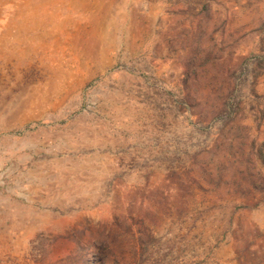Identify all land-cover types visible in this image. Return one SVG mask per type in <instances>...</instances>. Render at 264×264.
Segmentation results:
<instances>
[{"label": "rangeland", "instance_id": "1", "mask_svg": "<svg viewBox=\"0 0 264 264\" xmlns=\"http://www.w3.org/2000/svg\"><path fill=\"white\" fill-rule=\"evenodd\" d=\"M0 194V264H264V0H0Z\"/></svg>", "mask_w": 264, "mask_h": 264}, {"label": "crops", "instance_id": "2", "mask_svg": "<svg viewBox=\"0 0 264 264\" xmlns=\"http://www.w3.org/2000/svg\"><path fill=\"white\" fill-rule=\"evenodd\" d=\"M24 201L23 197L0 194V251L24 247L40 227L39 212H32L31 206Z\"/></svg>", "mask_w": 264, "mask_h": 264}]
</instances>
